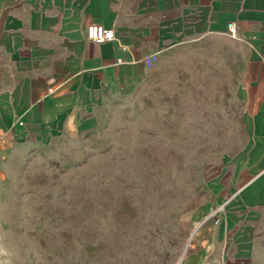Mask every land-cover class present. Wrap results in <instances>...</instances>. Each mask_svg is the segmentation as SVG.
<instances>
[{
    "label": "rangeland",
    "instance_id": "1",
    "mask_svg": "<svg viewBox=\"0 0 264 264\" xmlns=\"http://www.w3.org/2000/svg\"><path fill=\"white\" fill-rule=\"evenodd\" d=\"M241 68L228 36L181 43L75 135L6 156L0 264H186L245 185L263 187L253 216L226 226L224 260L264 264V170L238 172Z\"/></svg>",
    "mask_w": 264,
    "mask_h": 264
},
{
    "label": "crops",
    "instance_id": "2",
    "mask_svg": "<svg viewBox=\"0 0 264 264\" xmlns=\"http://www.w3.org/2000/svg\"><path fill=\"white\" fill-rule=\"evenodd\" d=\"M91 23L112 29L113 39H88ZM207 36H228L241 51L238 172L264 170V0H0V164L75 135L100 108L131 96L155 58ZM262 187L245 185L236 217L197 240L186 264H228L226 226L253 216L252 193Z\"/></svg>",
    "mask_w": 264,
    "mask_h": 264
},
{
    "label": "built area",
    "instance_id": "3",
    "mask_svg": "<svg viewBox=\"0 0 264 264\" xmlns=\"http://www.w3.org/2000/svg\"><path fill=\"white\" fill-rule=\"evenodd\" d=\"M228 28H229V35L231 37H235L234 23H229ZM86 37L97 43H101L103 41L112 40L114 37V33L112 29H106L101 24L91 23L86 27ZM0 160H1V149H0ZM216 222H218V220Z\"/></svg>",
    "mask_w": 264,
    "mask_h": 264
}]
</instances>
